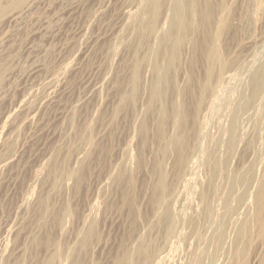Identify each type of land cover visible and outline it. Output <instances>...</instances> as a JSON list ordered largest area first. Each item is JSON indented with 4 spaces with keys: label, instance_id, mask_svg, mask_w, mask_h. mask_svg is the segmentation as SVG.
Instances as JSON below:
<instances>
[{
    "label": "rangeland",
    "instance_id": "obj_1",
    "mask_svg": "<svg viewBox=\"0 0 264 264\" xmlns=\"http://www.w3.org/2000/svg\"><path fill=\"white\" fill-rule=\"evenodd\" d=\"M146 1L34 0L21 9L22 11H15V13L12 12L3 20L1 19L0 79H2L0 84V264H47L50 256L55 253V247L51 246L47 248V245H45L43 242L49 235H53L54 240L56 239L57 242H62L66 246V251L72 252L74 251L73 249L78 248L76 252L79 253L81 248L79 246L80 242L78 238L82 239L85 229L88 227L87 224H90L91 221L94 222L95 216L96 220H99V218L102 219H100L99 222L98 220H95L94 222L97 224L100 223L97 225V227L100 225L98 230L100 229L99 233L101 238L98 242L93 243L94 245L92 244V247H90L88 256L90 259L87 258L86 260H92L93 262H86V260H83L82 263L114 264L115 260L121 255L120 248L125 245H129L130 248L135 247V244L138 243L141 234L148 230L147 228L149 226V222L146 221V227L142 223V220L141 222L139 220L138 223H140V226L137 223L139 226L138 230H141L139 232L142 233L139 234L138 232V239L135 237L137 233L134 238L129 239L130 234L128 236L127 234L130 233L131 229L129 227H131L130 225L132 224L130 220L131 215L129 216L130 210L121 201L122 190L119 191V189L116 188L117 183L115 184L114 181V184L112 183V180H114L112 178L116 176H113L114 173L118 174L122 169L126 168L128 172H132L134 170L132 173H136L137 170V168H135L137 167L135 165L137 164V158L135 156L138 155L136 153L139 152L140 142H138L139 138H137L138 136H135V134L137 135L138 132L136 130L138 129L137 123H140L142 118L144 119V107L146 108V105L148 104V96L146 95L148 93V87L146 86H151V83L149 84V82L151 77H153L151 76L153 74L149 71L152 68L151 67L149 69V66L150 63L152 65V62L149 61V65L145 63V67H148L147 69L143 66L144 71H148L144 72L145 76L143 73H141V75L143 74L142 80H145L143 83L146 82V84H143V86H146L145 88L142 86V96L140 94L141 97H139L137 102L138 105L136 104L138 106H136L137 113H141V115L138 113L140 118L138 119V114L135 113L136 111L131 112L130 108H128L126 114L125 112H123L124 114L119 113L120 115L117 113L118 117L115 116L117 120L115 119L114 115H116L115 111H117L120 102V93H123L127 90V86L125 88H123L124 86L120 87L117 81H128L131 70L128 71L130 68L127 67V63H131L132 61L130 60H134L132 58H134L133 50H135L134 44L136 45V43L134 41L136 40L132 39L134 36L132 38L130 36L135 35V31H133V33L130 31L133 28L135 30V26L131 28V26L135 24L132 22V20L130 21L132 18L130 15L135 14L136 9H138V7H140L141 4L143 5ZM220 1H223L225 4H227V7L231 6L235 9L234 14L230 17V26L232 28L230 32L231 34H229V37L227 36L224 38V41L222 40L223 43L221 42L222 46L226 49V58L231 63V67L229 71L223 75L222 83L219 82L220 85L217 86L218 88L215 94L217 97L214 96L216 100L213 97H211V99L214 100V102L212 100L209 101L210 99H208L205 105L206 109L204 108L202 111L206 112V114L202 113L200 115L202 116V119L205 118V120L199 118L201 119V123L204 121V124H201L202 130L197 136V140H195L196 146L198 145L200 148L197 146L196 151L191 154V159H193V162L191 160V162H189L191 165V168H187L189 172L186 169L183 180H180V182L177 183L175 186L177 189L174 188L172 190L171 193L173 194L170 195V197H172H168V205H170V209H172V212L175 214V217L173 216V219L170 222L172 227L174 225V228L172 229L170 227L171 225L166 226L171 231L165 227L166 229H163V231L165 230L164 232L159 228H157V230L155 228L156 232L159 231L160 235L168 234L166 236L167 238L165 237L163 240L160 239L162 242H158L160 243L158 245H161L159 247H162L160 248L161 254L159 253L161 256L159 255L158 258L162 259H156L152 264H235L240 260L238 253L239 251L237 249L240 244L236 243L235 241V238H237L236 235L238 233L237 229L240 227L243 228V226H248L250 232H255L254 219L250 218V216H252L254 213L252 215L250 213H252V210L254 209V206L252 205V197L255 195L254 192L256 193L258 191L259 185L263 181L262 178L264 179V170H262L264 168V94H261V97L259 96V98L256 100H252V98L249 97V91H252V89H250L252 83L250 84L248 78L252 72H254V70L256 71L261 68L264 69V0H217L218 3ZM172 5L174 7V4L172 3L171 6L169 5L171 10L168 7V10H170L169 12L167 9L165 10L166 13L164 12V18L170 16L169 14H171L173 9ZM221 12L226 13L224 10L217 11V13L221 14L217 15L216 13L215 20L217 22H220V19L223 17V15H226ZM166 14L168 16H166ZM217 17H219V20ZM216 21L215 23L220 25V23H217ZM132 23L133 25H131ZM216 26L214 27L218 29L219 26ZM123 30L126 33L129 30L130 36L128 34L129 32L127 33V36H124L126 33H123ZM121 33L127 38L125 40L129 41L121 39L124 38L122 37ZM154 37L157 38V36ZM119 38L121 41H119ZM156 38H151L154 44L151 43L150 40L149 45L152 48L149 45H147L149 47H145L147 48L144 49L146 55L148 54L150 56L159 50L157 49L159 47V43L156 41ZM131 39L133 40V44H131ZM192 39L194 38L191 37V40ZM191 40L188 41V44H186L187 46H185L183 50V56H186L184 57L186 60L182 56V66H185L182 68H184L186 73L180 71L187 76L188 70L186 64L187 62L189 64V60L191 58L189 57L188 59L187 57L190 56L193 51V45H191L193 42ZM156 42L157 48L155 46ZM124 43L130 45V47L127 44L126 45L128 47L125 46ZM189 44L192 46V48ZM151 49L152 51L155 49L157 50L156 52L149 51ZM204 69L205 68H203V66H199L197 74H199L200 77L204 74ZM183 73H179V76H181H178V83L179 85L181 84L180 88L182 89L187 87H185V85H187L186 83L189 84V81H186V79H189V77H184ZM120 78H123L122 80L124 81H122ZM153 80L154 79H151V82H153ZM245 83L247 85L250 84L249 87L245 85ZM122 90L124 91L122 92ZM244 92L247 93V95L249 93V95L246 96ZM262 93H264V88L262 89ZM245 97H249L250 100H247ZM146 99L147 101H145ZM175 99H178L177 102L175 100L176 103H178L180 100L182 101L180 98ZM237 100L239 102H237ZM246 108L248 111L242 110ZM105 112L107 114H105ZM235 112H238V114ZM112 113L115 114L113 115ZM241 113L243 115H241ZM134 114L137 115L135 116ZM71 117L74 118V121ZM237 117L239 119H236ZM232 119L234 120L232 121ZM150 120L149 126L152 127H150V131H153L156 126L154 124L155 119L151 120V122ZM235 121H237L238 124H236ZM76 127L77 129L79 128V131H83V129L86 127L93 128V140L100 143V145L103 147V156L100 154L102 160H97L98 162L96 160L95 162L90 161L92 164L87 162V171L81 186L74 184L75 182L72 179L69 180V178H64L62 179L63 181H61V184L57 186H60V189L58 188V193H55V190H52L53 179L49 175V168L51 164L54 163L53 161L60 162L64 156L69 154L70 149L74 145V147L79 146L78 136L80 132L75 129ZM168 130L170 135H174V129L172 130V127ZM151 134L153 133L151 132ZM151 136L152 137L150 138H153V135ZM12 139L13 141H11ZM225 139L227 141L230 139V142L228 143ZM250 139L256 142V144L253 142L255 145L253 144L254 148H251V150L247 148L249 141H251ZM231 140L234 141L235 145L232 144L233 142ZM9 141H11V143ZM151 142L149 146L151 148H149V151L151 149L153 151L157 146L154 140H151ZM247 143L248 145H246ZM8 144H12L14 146L12 147L14 148L12 149L14 154L11 153V156L8 154L6 155L7 150L5 149L6 147L7 149L9 148ZM229 144L230 146H228ZM84 145H86V148L85 146H80V151H77L74 154L70 153L71 155H68L70 158L68 162L69 170L75 168L77 169L80 165L78 164L79 161L83 162L87 152L91 150L89 145ZM137 145H139V149L137 148L138 150L134 148L137 147ZM231 146H233L235 149L231 150ZM229 149L230 152H234H232V155L235 154L233 155V158H231L232 155L230 157V170L233 173L229 172L228 175L227 170L221 165H218V170L222 171L223 169L224 173L219 171L220 174L218 175H221V173L222 175L218 176V180L216 179L214 187L212 184L208 185L207 179H209L210 171L214 168V166L217 165L214 163H218L222 159L224 160L226 153H230L228 151ZM129 150L131 151V154L136 152V150L138 151L135 154H132L135 155L134 158L132 155L129 158ZM147 150L145 151V155L148 158L145 156V160H148L150 163L147 164V161L146 167L142 170L143 172L141 171V173L139 171L140 174L139 172L136 174L138 176L141 175L138 178L139 181L142 178L144 181L142 182L141 180L140 182L142 184L138 182L137 185V196H140L139 198L137 197L139 199H137V205L139 203L138 208L140 209V212L143 213H151V206L148 202L149 195L147 194L148 191L149 193L151 192V184H154L156 181L153 174H151L152 172L150 169L152 168L150 166L153 164L151 162L153 161L155 150L152 153L154 154L153 158L150 156L151 151L149 153ZM252 150H254V152ZM58 151H61L59 155L60 159H58V157L55 158V153L57 154ZM95 154L96 152L94 155ZM239 157H241V159ZM134 159L136 163L134 162ZM168 159L169 161L165 160V164L167 163L165 165V170L168 168L166 173L170 174L166 175L168 176L167 178L171 183V178L173 175V168L171 165L173 162L170 160L171 158ZM213 160L214 163L212 162L211 164H214V166L209 163ZM7 161L8 163H6ZM170 161L172 163H170ZM120 162H126L127 164H121ZM168 163H170V166ZM192 164H194V166ZM123 165L128 167L121 168ZM131 166L134 169H132ZM247 167L249 169L250 167L253 169L252 173H254V177L251 176L250 180L248 181L251 184L248 185V183H246L248 186L244 184L246 186L244 188V185L241 183L239 178L240 174L243 173ZM146 169L150 170H148V173L144 174V170L147 171ZM110 176L113 177L111 178ZM251 179L253 180L251 181ZM151 180L152 182H150ZM230 180L231 183L235 182L234 190H231L229 187ZM257 182L259 183L257 184ZM111 184L115 187V189L113 186H111ZM108 188L113 192L110 191L109 193ZM202 191L204 192L203 198L200 196L203 193ZM243 193L246 195V198L244 197L245 200L240 206L235 200ZM108 194L110 195L108 196ZM233 195L235 197L238 195L235 200ZM229 196L231 198V202L228 201L227 205L226 201ZM47 197H50V204L52 205V208H55V210H59L64 204L70 203L76 212L75 215H73L76 217H71L72 215L63 217L64 219L67 218L69 222L71 221L69 226L67 225L68 221L66 222V220H63L62 218L64 223H67H65L66 230L63 222L62 227L60 226L62 229H59L58 226V228L56 227L55 222L53 221L55 220L54 216L53 219L52 216H48L50 220L47 218L45 222H40L38 220L39 201L42 198ZM100 202H102V204ZM105 202L106 204H104ZM103 204L105 207L107 204L109 206L107 205L108 207L104 208ZM53 205L56 206L54 207ZM98 206L101 208H97ZM124 206L125 208H123ZM101 209L102 211L104 209L106 213L104 211L102 212ZM229 209L235 210V212L231 214H234L233 217H229V215H227ZM95 210L97 212H95ZM96 213L99 215V217L96 215ZM100 213H102L104 216H102ZM71 218H73V221ZM225 218L227 221L229 218H231L228 223L226 221L228 226H226V229L224 226L226 225V223H224ZM143 222L145 223V221ZM185 222H193L197 225V227L186 225ZM250 224L251 227L249 226ZM90 225H92V223ZM175 225L178 227H175ZM189 226L191 231L193 230V235L188 233L189 235L187 234L188 236H185L188 238L186 240L184 237V235L187 233L186 230L191 232L189 230ZM155 230L153 231L154 234L152 233V236L156 237L158 236V233H156ZM182 230L185 234L182 232ZM77 234L79 235L77 236ZM254 234L255 233H253V238L256 236V234ZM34 237H37L38 240H42V245L39 242L37 243L38 246L36 244L32 245V242L30 243V241L31 239L33 240ZM259 239H262V237L257 239L256 236V239L254 238V246L252 245V249L254 248L253 250L255 251L251 249L253 253H250L251 255L249 256V264L263 263L264 235L262 241ZM256 240H259V242ZM125 242L126 244H124ZM219 243L221 245V249ZM233 243L235 245H239L236 247ZM256 244L257 246H255ZM231 247H233L234 250H232ZM241 247L242 246L238 248L240 249ZM71 248H73L72 251ZM235 253L237 256H235ZM64 262L61 259L57 263L67 264L69 261L64 260Z\"/></svg>",
    "mask_w": 264,
    "mask_h": 264
},
{
    "label": "bare ground",
    "instance_id": "obj_2",
    "mask_svg": "<svg viewBox=\"0 0 264 264\" xmlns=\"http://www.w3.org/2000/svg\"><path fill=\"white\" fill-rule=\"evenodd\" d=\"M31 1H34V0H0V21L1 19L3 20L6 16H8L10 13L14 12L15 11H22L21 9H23L27 4H29ZM127 1V0H126ZM130 1V0H129ZM146 1V0H145ZM143 2V1H141ZM130 3V2H129ZM139 3V2H138ZM171 3L174 4V7L172 9V12L171 14H169L170 16H168L166 14V18H164V15H165V10L167 9L168 10V7L169 5L171 6ZM140 6V5H139ZM170 9V7H169ZM171 10V9H170ZM168 10V12L170 11ZM219 10H224L226 11L225 12H221V13H224L226 15H223V17L220 19V22H217L215 19V16H216V13L217 11ZM234 8L231 7V6H228L227 7V4H225L223 1H220L219 3L217 2V0H147L143 5L141 4L140 7H138V9H136V13L135 14H132L130 15L132 18L130 19V21L132 20V22H134L135 25H133V23L131 25V28L135 26V30L134 28L130 31L133 33V31H135V35H132L130 36V32L129 29L128 30V34L129 36L132 38L133 40H136L134 41L136 43V45L134 44L135 46V50H133V54H134V60H130L132 61L131 63H127V67L130 68L128 71L131 70V73L129 74V79L128 81H124V82H121V81H117L119 83V86L122 87L124 86L123 88H127L126 91L122 90L123 93H120L121 96L119 97L120 98V102H119V105H118V108H117V111H115L116 115H114V117H118L117 115L119 113H123L125 112L126 114V111H128V108H130V111L131 112H134L136 111L135 113H137V110L136 108L138 107L137 105V102L139 100V97L142 96V86L143 84H146L143 83V81L145 80H142V75L144 74L145 76V73L144 72H148L147 70L144 71V67L146 66L145 63L147 65H149V61L152 62V65L150 63V66H149V69L151 68V70H149L150 72H152L153 77H151V79H154L153 82H151V79H150V82L149 84L151 83V86H146L144 85L143 87L145 88L148 87L147 91L148 93L146 94L148 96V104L146 105L147 107L145 108L144 107V119L142 118L140 120V123H137L138 126L136 129L138 132H137V135L135 134V136H138L137 138H139V141L140 142V149L138 148L139 145H137V147H134V148H138L139 149V152L136 150V152L132 153V154H138L137 156L135 155H132L131 154V151L129 152L130 153V156L129 158L132 157L134 158V156L137 158V164H135L137 167V170H136V173H132L131 171L128 172V170H126L128 166H121V168H126V169H122L118 174L114 173L113 176H115L114 178H111L114 179L112 180V183L114 181V183L116 184L117 183V186L116 188L121 191V194H122V203L127 206L129 208V216L131 215V227H129L131 230H130V233L127 234V236L130 234L129 236V239L130 238H134L135 236L137 238L138 235V232L141 231V230H138L139 229V224L138 221L142 220V223L146 226V221H148L149 223V226H148V230L145 232V233H142V232H139L142 233L141 234V237L138 241L137 244H135L133 248H130L129 245H125V246H122L120 248V252H121V255H117L119 256L114 264H152L153 261H155L156 259L158 260L159 258V255L161 254L160 252V248L162 247H159L161 245H158L160 243L158 242H162L161 240H163L167 234L165 235H160L159 234V231L156 232L157 228H159L160 230L163 231V229H166L168 227L166 226H169L171 225L170 227L173 229L174 228V225L172 227V224L170 223L173 219V216L175 215L173 212H172V209H170V205L169 204V200H168V197H170V195H172L173 193L172 190L174 188H176L175 186L177 185V183L180 182V180H183V177H184V173L186 172V169L188 167L191 168V165L189 164V162H193V159H191L192 157V153L194 151H196V141L197 140V136L200 134L201 132V124L204 122L202 121V123L200 122V120L202 119V116H200L202 113L206 114V112H202L203 109L207 103V100L210 99L209 101H211V97L215 98L214 96H216V90H217V86L220 85L219 82L222 83V79H223V75L226 74V72L229 71L230 67H231V63L227 60L226 58V49L225 47L222 46L221 42L223 43L224 41V38H226L227 36L229 37V34H231V26H230V17L234 14ZM165 12V13H164ZM21 13V12H20ZM217 15H221L220 13H217ZM129 16V15H128ZM12 17V16H11ZM126 17V16H125ZM221 17V16H220ZM219 17H217L218 19ZM127 20V19H126ZM217 23H220V25H217L215 23V21ZM219 20V19H218ZM129 21V22H130ZM128 22V21H127ZM217 25H215V24ZM214 24V25H213ZM129 26V24H128ZM127 26V27H128ZM214 26L218 27V29H216ZM214 28V29H213ZM216 29V30H215ZM126 30V28H125ZM124 31V30H123ZM123 33H126L125 31ZM126 33V35L122 34V37L124 36H127L128 34ZM131 33V34H132ZM124 35V36H123ZM154 36H157L154 37ZM129 37V38H130ZM153 37L156 38L157 42L159 43V47L157 48V42L155 44L156 48L159 49H155L154 51L157 52L156 53H153L152 55H146L145 53V50L144 49H147L145 48L147 45L150 44V40L151 38ZM191 37L194 38L191 40ZM231 37V36H230ZM118 38V37H117ZM121 38V36H120ZM119 38V41H121ZM121 39H127L126 37L124 38H121ZM130 40L133 44V40ZM192 41L193 43L191 45H193V48L192 46L190 45V47L192 48V53L190 56H188L187 58L189 60V64L187 62V70L185 68V70L187 71L188 73V76L186 74H184L183 72L184 71V68L182 67H185V66H182L183 65V62H182V59L186 56H183V50L185 48V46H187L186 44H188V41ZM223 40V41H222ZM125 41H129V40H125ZM124 41V42H125ZM155 41V40H154ZM114 43V42H113ZM122 43V42H121ZM151 43H153V41L151 40ZM120 44V43H119ZM125 44V43H124ZM123 44V45H124ZM127 44V43H126ZM125 44V46H127ZM154 44V43H153ZM105 45V44H104ZM112 45V44H111ZM110 45V47H111ZM152 45V44H151ZM116 46V45H115ZM130 47V45H128ZM127 46V47H128ZM150 46V45H149ZM147 46V47H149ZM154 46V45H152ZM119 47V46H118ZM124 47V46H123ZM126 47V48H127ZM151 47V46H150ZM99 48V47H98ZM116 48V47H115ZM132 48V47H131ZM152 48V47H151ZM154 48V47H153ZM190 48V49H191ZM113 49V48H111ZM120 49V48H119ZM150 49V48H148ZM189 49V48H188ZM99 50V49H98ZM122 51V50H121ZM124 51V50H123ZM149 51H152L149 50ZM152 51V52H154ZM102 52V51H101ZM113 52V51H112ZM148 53V52H147ZM185 53V51H184ZM104 54V53H103ZM120 54V53H119ZM183 56V58H182ZM185 59V58H184ZM186 60V59H185ZM124 61V60H123ZM184 61V60H183ZM128 62V61H127ZM148 62V63H147ZM163 64H162V63ZM264 62V61H263ZM186 63V61H185ZM103 64V63H102ZM126 64V63H125ZM108 66V65H107ZM125 66V65H124ZM144 66V67H143ZM199 66H203L204 69V74L201 75V77L199 76V74H197V71L199 69ZM141 67H142V71H141ZM106 68V67H105ZM109 68V67H108ZM126 68V66H125ZM127 68V69H128ZM146 69L148 67H145ZM183 69V70H182ZM201 70V69H200ZM127 71V72H128ZM180 71H183V72H180ZM246 71V70H245ZM201 72V71H200ZM252 72V71H251ZM141 73H143L141 75ZM179 73L180 74H184V77L187 76L189 77V79L187 78L186 81L188 80L189 81V84L186 83L187 85H185L186 88L182 89L180 88L181 84L179 85L178 83V80H179ZM186 73V72H185ZM203 73V72H202ZM147 74V73H146ZM150 74V73H149ZM148 75V74H147ZM250 75V74H249ZM120 76V75H119ZM128 76V75H127ZM179 76V77H178ZM198 76V77H197ZM122 77V76H120ZM124 77V76H123ZM145 78V77H144ZM149 78V77H148ZM2 79V78H1ZM1 79H0V84H1ZM115 79V78H114ZM185 79V78H184ZM126 80V79H125ZM147 80V78H146ZM248 80L250 81V84H251V87L250 89H252V91H249L250 93V96L252 98V100H256L257 98H259V96L261 94H264L262 93V89L264 88V69L261 68V69H258V70H254V72H252V74L250 75V77L248 78ZM148 81V80H147ZM180 82V81H179ZM148 83V82H147ZM181 83V82H180ZM250 84H246L248 87ZM117 85V83H116ZM148 85V84H147ZM118 86V87H119ZM183 86V84H182ZM117 87V88H118ZM119 87V89H120ZM117 90V89H116ZM145 90V89H143ZM119 91V90H118ZM146 91V90H145ZM248 92V91H247ZM117 93V92H116ZM241 93V92H240ZM245 93V92H244ZM248 93V95H249ZM141 94V96H140ZM218 94V93H217ZM246 96L247 93H245ZM244 94V96H245ZM118 95V94H117ZM119 96V95H118ZM241 96V95H240ZM243 96V95H242ZM143 97H144V94H143ZM217 97V96H216ZM249 97H245L247 100L249 99ZM261 97V96H260ZM118 98V97H117ZM147 98V97H146ZM175 98H180L182 99V101H178V99H175ZM220 98V97H219ZM244 98V100H245ZM238 99V98H236ZM243 99V97H242ZM142 100V98H141ZM140 100V102H141ZM176 100V102H175ZM216 100V98H215ZM250 100V99H249ZM147 101V99L145 100ZM214 102V100H212ZM242 101V100H241ZM180 102V103H179ZM237 102H239L237 100ZM145 103V102H144ZM211 103V102H209ZM248 103V102H246ZM137 104V105H136ZM140 104V103H139ZM212 104V103H211ZM231 104V103H230ZM243 104V103H241ZM250 104V103H249ZM229 105V104H228ZM248 105V104H247ZM137 106V107H136ZM212 106V105H211ZM214 106V105H213ZM244 106V105H243ZM242 106V107H243ZM249 106V105H248ZM235 108V107H234ZM233 108V109H234ZM244 108V107H243ZM248 108V107H247ZM246 109H242L243 111H246ZM250 108V107H249ZM229 109V108H228ZM231 109V108H230ZM232 109V110H233ZM116 110V109H115ZM100 111V110H99ZM129 111V112H130ZM213 111V110H212ZM237 111V110H236ZM248 111V110H247ZM103 112V111H102ZM118 113V114H117ZM139 113V112H138ZM137 113V114H138ZM143 113V111H142ZM208 113V112H207ZM212 113V112H211ZM210 113V114H211ZM238 114V112H235ZM103 114V113H102ZM105 114H107L105 112ZM124 114V113H123ZM136 114V115H137ZM141 115V113H139ZM137 115L138 116V119L140 118L139 116L140 115ZM240 114V113H239ZM112 115V116H113ZM120 115V114H119ZM135 115V114H134ZM135 115V116H136ZM235 115V114H234ZM232 115V116H234ZM241 115H243L241 113ZM74 116V115H73ZM122 116V115H121ZM143 116V115H142ZM205 116V115H204ZM208 116V115H207ZM212 116V115H211ZM115 117V119H116ZM213 117V116H212ZM224 117V116H223ZM72 118V117H71ZM105 118H106V115H105ZM126 118V117H124ZM201 118V119H199ZM73 121H74V118H72ZM110 119H113V118H110ZM123 119V118H122ZM154 120V125L155 126V129H153V131L150 129L152 128L151 126H149V120ZM209 119V118H208ZM207 119V120H208ZM235 119V118H234ZM232 119V121L234 120ZM236 119H239L238 117ZM34 120V119H33ZM70 120V119H69ZM117 120V119H116ZM114 120V121H116ZM150 120V122H151ZM202 120H205L202 119ZM124 121V119H123ZM239 121V120H238ZM119 122V121H118ZM129 122V121H128ZM102 123V122H101ZM112 123V122H111ZM116 123V122H114ZM121 123V122H119ZM236 124L237 121H235ZM233 123V124H235ZM22 124V123H21ZM204 124V123H203ZM231 124V123H230ZM111 125V124H110ZM135 125V123H134ZM232 125V124H231ZM153 126V128H154ZM207 126V125H206ZM239 126V125H238ZM91 127V126H90ZM90 127H86L85 129H83V131H79L77 129V127L75 129H77L80 133H79V136H78V141H79V146L78 147H72L70 149V152L69 154H74L75 152L77 151H80L79 148L80 146H85L86 148V145L84 144H87L90 146L91 150L89 152H87L86 154V157L83 159L84 161H79L78 164L79 167L76 169H71L69 170V165H68V162L70 160L69 158V154H67L66 156H64L62 158V160H60V162H57V161H53L54 163L51 164L50 168H49V175L50 177H52L53 179V186H52V190H55V193L57 192L58 193V188L60 187H57L59 184H61V181H63L62 179H67L69 178L72 179L76 184L77 186H81V184L83 183L84 181V178H85V175H86V165H87V162L89 163L90 161H94L95 160H99L101 161L102 157V151H103V147L102 145H100V143L98 142H95L93 139V128H90ZM151 127V128H150ZM172 127V130L174 129V135H170L169 134V128L171 129ZM232 127V126H231ZM74 128V127H73ZM116 128V127H115ZM120 128V127H119ZM203 128V127H202ZM224 128V127H223ZM237 128V127H236ZM24 130V129H23ZM21 130V131H23ZM76 130V131H77ZM135 130V132H136ZM170 130V131H172ZM207 130V129H206ZM205 130V132H206ZM176 131V133H175ZM151 132L153 134H151ZM113 133V132H112ZM119 133V132H118ZM124 133V132H123ZM131 133V132H130ZM229 133V132H228ZM77 134V133H76ZM120 134V133H119ZM202 134V133H201ZM231 134V133H230ZM93 135V136H92ZM115 135V134H114ZM134 135V134H133ZM151 135H153V138H150L152 137ZM10 136V135H9ZM18 136V135H17ZM113 136V135H112ZM111 136V137H112ZM203 136V135H202ZM14 137V136H13ZM114 137V136H113ZM232 137V136H231ZM16 138V137H15ZM216 138V137H215ZM227 138V137H226ZM104 139V138H102ZM136 139V138H135ZM134 139V140H135ZM231 139V138H230ZM230 139L229 141H226L229 143L230 142ZM233 139V138H232ZM96 140V139H95ZM113 140V139H112ZM137 140V139H136ZM151 140H154V142H156L155 144H157V146L155 147V155L152 154L153 151L152 149L150 150L151 151V158H153V155H154V158H153V161L151 163L152 168L151 169V174H153V176L155 177L156 181L154 182V184H151L152 186V189H151V192L149 193L148 191V194L149 195V198H148V202L151 206V213H143V212H140V209L138 208L139 206V203L137 205V201L139 200L138 198L140 196H137V185H138V182L141 183L140 181L142 180L143 181V178L139 181V176L141 175H136L138 174V172L142 171L145 167H146V162L148 160H145V151H149V147L150 146V142ZM205 140V139H204ZM217 140V139H216ZM251 140V139H250ZM13 141V139L11 140ZM11 141H9L11 143ZM232 144H234V141L231 140ZM256 141V140H255ZM8 142V143H9ZM153 142V141H152ZM151 142V143H152ZM224 142V141H223ZM254 140H251L249 141V145L248 143L246 145L248 149L251 150V148L253 149L254 145L256 144V142H254ZM13 143V142H12ZM21 143V142H20ZM199 143V142H198ZM218 143V141H217ZM227 143V144H228ZM103 144V143H102ZM111 144V143H110ZM221 144V143H220ZM254 144V145H253ZM9 145V144H8ZM12 145V144H11ZM9 145L8 149L6 147L5 150L6 151V155H10L11 156V153L14 154L12 151V147H14L13 145L11 146ZM128 145V144H127ZM235 145V144H234ZM11 146V147H10ZM77 146V145H76ZM153 146V145H152ZM155 146V145H154ZM223 146V145H222ZM230 146V144L228 145ZM200 148V146H198ZM202 147V146H201ZM231 150L232 149H235L233 146H231ZM88 148V149H90ZM128 148V147H127ZM133 148V149H134ZM153 148V147H152ZM198 148V149H199ZM204 148V147H203ZM230 148V147H228ZM237 148V147H236ZM246 148V146H245ZM244 148V150H245ZM106 149V147H105ZM111 149V148H110ZM113 149V148H112ZM126 149V148H125ZM132 149V150H133ZM219 149V148H218ZM221 149V148H220ZM247 149V150H248ZM86 150V149H85ZM249 150V151H250ZM82 151V150H81ZM105 151V150H104ZM128 151V150H126ZM149 151V153H150ZM230 152V149L228 150ZM235 151V150H234ZM243 151V150H242ZM254 152V150H252ZM251 151V152H252ZM60 152L61 151H58L57 154L55 153L56 157L59 158V155H60ZM96 152V154L94 155V153ZM125 152V151H124ZM133 152V151H132ZM205 152V151H204ZM217 152V151H216ZM219 152V151H218ZM221 152V151H220ZM232 152L231 151L229 154L226 153V157H224V160L222 159L221 161H219L218 163H214V160L213 161H208L210 164L213 162L216 166H214V164L211 167L213 169H211L210 171V176H209V179L207 184H212V186L214 187L215 185V181L216 179L218 178V176H221V175H218L220 174L219 171L221 170H218V165H221L224 169L227 170V173L229 175V172L230 173H233L231 170H230V164H231V161L230 159L233 158V154L232 155ZM236 152V151H235ZM109 153V152H108ZM114 153V152H113ZM224 153V152H223ZM234 153V152H233ZM242 153V152H241ZM247 153V151H246ZM4 154V153H3ZM16 154V153H15ZM70 154V155H71ZM84 154V153H83ZM101 154V155H100ZM148 154V153H147ZM5 155V156H6ZM77 155V154H76ZM82 155V154H81ZM111 155V154H110ZM109 155V156H110ZM232 155V157H231ZM4 156V155H3ZM17 156V155H16ZM78 156V155H77ZM85 156V155H84ZM103 156V155H102ZM219 156V155H218ZM1 157V156H0ZM147 157V156H146ZM201 157V156H200ZM214 157V156H213ZM231 157V158H230ZM244 157V156H243ZM54 158V159H55ZM127 158V157H125ZM128 158V160H129ZM132 158V159H133ZM148 158V157H147ZM168 158H171L170 160L173 162V166L171 165V167L173 168V175H172V181L171 183L169 182L168 180V176L169 174L166 173L167 169L165 170V162L166 161H169ZM215 158V157H214ZM238 158V157H237ZM241 159V157H239ZM245 158V157H244ZM2 159V158H1ZM7 159V158H6ZM168 159V160H167ZM124 160V159H123ZM166 160V161H165ZM191 160V161H190ZM198 160V159H197ZM212 160V159H211ZM216 160V159H215ZM2 161V160H1ZM151 161V159H150ZM170 161V163H172ZM218 161V160H217ZM216 161V162H217ZM243 161V160H242ZM10 162V161H9ZM81 162V163H80ZM98 162V161H97ZM108 162V161H107ZM134 162H135V159H134ZM8 163V161L6 162ZM92 164V162H90ZM121 163V162H120ZM136 163V162H135ZM150 163L149 161L147 162V164ZM168 163V165L170 164ZM196 163V162H195ZM202 163V162H201ZM258 163V162H257ZM10 164V163H9ZM118 164V163H117ZM121 164H127L126 162H122ZM129 164V162H128ZM190 166H189V165ZM197 164V163H196ZM242 164V162H241ZM256 164V163H255ZM259 164V163H258ZM261 164V163H260ZM130 165V164H129ZM134 165V166H135ZM194 166V164H192ZM251 165V164H250ZM249 165V166H250ZM253 165V164H252ZM257 165V164H256ZM97 166V164H96ZM170 166V165H169ZM168 166V167H169ZM220 166V167H221ZM248 166V165H247ZM254 166V165H253ZM9 167V166H8ZM119 167V166H118ZM132 167V166H131ZM149 167V166H148ZM252 167V166H251ZM250 169L246 168L243 173H238L240 174V180H241V183L244 185L246 183H248V185H250L251 183H249L248 181L250 180L251 176H253L254 173H252V170L253 169ZM262 167V166H261ZM260 167V168H261ZM4 168V167H3ZM93 168V167H92ZM104 168V167H103ZM120 168V167H119ZM243 168V167H242ZM263 168V167H262ZM131 169V168H130ZM129 169V170H130ZM132 169H134L132 167ZM148 169V170H150ZM170 169V167H169ZM232 169V168H231ZM255 169V168H254ZM147 170V169H146ZM148 170L145 171L144 170V174L145 173H148ZM172 170V169H171ZM236 170V169H235ZM239 170V169H238ZM243 170V169H242ZM241 170V171H242ZM264 170V168L262 169ZM4 171V170H3ZM115 171V170H114ZM188 171V169H187ZM92 172V171H90ZM112 172V171H111ZM118 172V171H117ZM139 172V174H140ZM143 172V171H142ZM141 172V173H142ZM169 172V170H168ZM189 172V171H188ZM223 172V169L222 171ZM237 172V171H235ZM95 173V172H94ZM102 173V172H101ZM149 173V174H150ZM224 173V172H223ZM226 173V172H225ZM143 174V175H144ZM150 174V175H151ZM167 174V175H166ZM187 174V173H186ZM237 174V173H236ZM262 174V173H261ZM225 176V175H224ZM237 176V175H236ZM144 177V176H143ZM148 177V176H147ZM238 177V176H237ZM264 177V175H263ZM149 178V177H148ZM152 178V177H151ZM170 178V177H169ZM187 178V176H186ZM223 178V177H222ZM221 178V179H222ZM232 178V177H231ZM230 178V179H231ZM92 179V178H91ZM110 179V178H109ZM153 179V178H152ZM170 179V180H171ZM220 179V178H219ZM238 179V180H239ZM110 180V181H111ZM218 180V179H217ZM225 180V179H224ZM227 180V179H226ZM253 179H251L252 181ZM256 180V179H255ZM261 180V179H260ZM263 180V181H262ZM262 183H260L259 185V189L258 191L255 193L254 192V196L252 197L253 198V204L251 202V204L254 206V209L252 210V213H250L252 216H250V218L254 219L253 221L255 222L254 225H255V233L256 236H257V239L262 237L263 239V235H264V179L262 178ZM98 181V180H97ZM185 181V180H184ZM259 181V180H258ZM152 182V180L150 181ZM149 182V183H150ZM221 182V181H220ZM223 182V181H222ZM225 182V181H224ZM110 183V182H109ZM113 183V184H114ZM231 180L229 182V187L231 190H234L235 188V182L234 183H231ZM259 182H257L258 184ZM142 184V183H141ZM224 184V183H223ZM222 184V185H223ZM253 184V183H252ZM71 185V184H70ZM87 185V184H86ZM109 185V184H108ZM221 185V186H222ZM237 185V183H236ZM239 185V183H238ZM247 185V184H246ZM247 185V186H248ZM111 186H113L111 184ZM110 186V187H111ZM120 186V188H119ZM150 186V185H149ZM240 186V185H239ZM238 186V187H239ZM243 187V186H242ZM246 186L244 185V188ZM112 188V187H111ZM113 188L115 189V187L113 186ZM60 189V188H59ZM109 189V188H108ZM150 189V188H149ZM148 189V190H149ZM177 189V188H176ZM220 189V187H219ZM226 189V187H225ZM51 190V191H52ZM144 190V189H143ZM109 193L111 191V189L108 190ZM107 191V192H108ZM141 191V190H140ZM242 191V190H240ZM246 191V189H245ZM75 192V191H74ZM113 192V191H111ZM117 192V191H116ZM203 192V191H202ZM201 192V193H202ZM215 192V191H214ZM213 192V194H214ZM219 192V191H218ZM104 194V193H103ZM231 194V192H230ZM240 194V193H239ZM58 195V194H57ZM107 195V194H106ZM110 194H108L109 196ZM139 195V194H138ZM142 195V193H141ZM200 195V194H199ZM251 195V194H250ZM84 196V195H83ZM201 198H203L204 196V192L200 195ZM234 196V195H233ZM238 196V195H237ZM236 196V197H237ZM138 197V198H137ZM142 197V196H141ZM172 197V196H171ZM170 197V198H171ZM235 196L233 197L234 200L236 198ZM246 198V195L243 193L241 196L239 195V197L236 198V203L238 202L239 205L241 206V204H243V201L245 200ZM174 198V196H173ZM219 198V197H217ZM216 198V199H217ZM230 196L228 197L227 201H226V204L228 205V201L231 200ZM232 198V199H233ZM37 199V198H36ZM138 199V200H137ZM141 199V198H140ZM145 199V198H144ZM143 199V200H144ZM224 199V197H223ZM107 200V199H105ZM104 200V201H105ZM220 201V200H219ZM50 197H47V198H42L40 201H39V212H38V220L40 222H45L49 217L48 216H52V219H53V216H54V219L53 220L55 222V225L56 227L58 226L59 229L62 227L64 221L63 220H66V222L68 221L67 218L64 219L63 217H67V215H72L71 217H76V216H73L75 215V211L73 209V207L71 206L70 203H66L63 205V207L59 210H55V208H52V205L50 204ZM115 202V201H114ZM231 202V201H230ZM102 204V202H100ZM108 203V202H107ZM119 203V202H118ZM147 203V202H146ZM234 203V202H233ZM106 204V202L104 203ZM103 204V206H104ZM224 204V203H223ZM230 204V203H229ZM232 204V203H231ZM108 205V204H107ZM106 205V207H108ZM112 205H113V202H112ZM122 205V204H121ZM234 205V204H233ZM238 205V204H237ZM236 205V206H237ZM54 206V205H53ZM56 206V205H55ZM54 206V207H55ZM125 206L123 208H125ZM141 206V205H140ZM144 206V205H143ZM235 206V207H236ZM247 206V205H246ZM60 207V206H59ZM100 206H98L97 208H99ZM104 206V208H106ZM121 207V206H120ZM228 207V206H227ZM234 207V206H233ZM58 208V207H57ZM56 208V209H57ZM101 208V207H100ZM103 208V207H102ZM113 208V207H112ZM142 208V207H141ZM149 208V207H148ZM158 208V209H157ZM230 208V207H229ZM238 208V207H237ZM240 208V207H239ZM38 209V208H37ZM76 209V208H75ZM94 209V208H93ZM157 209V210H156ZM228 209V208H227ZM251 209V208H250ZM100 210V209H99ZM147 210V209H146ZM174 210V209H173ZM34 211V209H33ZM102 211V209H101ZM104 211V209H103ZM102 211V212H103ZM111 211V210H110ZM254 211V212H253ZM36 212V214H37ZM95 212H97L95 210ZM100 212V211H99ZM106 213V211H104ZM117 212V211H116ZM175 212V211H174ZM235 210L234 209H229V211L227 212V215L232 216L231 215L232 213H234ZM237 212V211H236ZM35 214V215H36ZM78 214V213H77ZM102 215V213H100ZM249 214V213H248ZM96 215L99 217V215L96 213ZM226 215V216H227ZM236 215V213H235ZM93 216V215H92ZM91 216V217H92ZM104 216V215H102ZM85 217V216H84ZM101 217V216H100ZM175 217V216H174ZM196 217V216H195ZM63 218V220H62ZM177 218V217H176ZM239 218V217H238ZM69 219V217H68ZM75 219V218H74ZM101 218H99L98 222L100 221ZM175 219V218H174ZM189 219V218H188ZM233 219V218H232ZM32 220V219H31ZM70 220V219H69ZM71 220L73 221V218H71ZM96 220V216L94 218V222ZM96 220V221H97ZM102 220V219H101ZM191 220V218H190ZM194 220V219H193ZM229 220H231V218H229ZM228 220V221H229ZM235 220V218H234ZM25 221V220H24ZM29 221V220H28ZM75 221V220H74ZM90 221V220H89ZM88 221V222H89ZM108 221V220H107ZM127 221V220H126ZM145 221V223L143 222ZM174 221V220H173ZM177 221V219H176ZM174 221V222H176ZM188 221V220H187ZM227 219L225 218V222L226 223ZM227 221V223H228ZM252 221V220H251ZM63 222V223H62ZM65 222V223H66ZM71 222V221H70ZM69 221L66 223L68 226H69ZM91 221L92 225L90 224H87L88 227H86L85 229V233H84V230H83V236H82V239L78 238L80 244V252L77 253V249H73L71 248V251L72 249L74 251L70 252V251H66V246L60 242H57V240L55 239L54 240V237L53 235L52 236H48L47 239H45L44 244L47 245L46 247L49 248V247H55V253H53V255L50 256V259L48 260L47 264H58L57 262L59 260H64L66 261H69L67 264H81L83 262V260H86L89 256V250H90V247H92L95 243V242H98L99 239L101 238L100 236V233H99V226L97 227L98 224L100 223H94ZM195 222V221H194ZM237 222V221H236ZM240 222V220H239ZM38 223V222H37ZM64 223V226H65V230H66V225ZM130 223V222H129ZM138 223V225H137ZM173 223V222H172ZM184 223V222H183ZM186 223V222H185ZM227 223L225 226V229H226V226H227ZM47 224V222H46ZM53 224V223H52ZM174 224V223H173ZM178 224V223H177ZM181 224V223H180ZM240 224V223H239ZM248 224V223H247ZM27 225V224H26ZM37 225V224H36ZM35 225V226H36ZM48 225V224H47ZM90 225V227H89ZM129 225V224H128ZM142 225V224H141ZM186 225H191L192 227H197L196 224H194L193 222H188L186 223ZM241 225V224H240ZM31 226V225H30ZM54 226V225H53ZM61 226V227H60ZM68 226H67V229H68ZM85 226V225H84ZM177 225H175L176 227ZM223 226V227H224ZM243 226V225H242ZM251 227V224L249 225ZM28 227V226H27ZM46 227V226H45ZM57 227V228H58ZM147 227V226H146ZM166 227V228H165ZM178 227V226H177ZM228 227V226H227ZM56 228V229H57ZM85 228V227H84ZM88 228V229H87ZM145 228V227H144ZM143 228V229H144ZM156 228V230H155ZM181 228V227H180ZM187 228V226H186ZM190 228V226H189ZM238 228V227H237ZM241 228V227H240ZM237 229L238 230V233H237V238H235V241L236 243H239L240 246H242L240 249L238 247L237 244L234 245L237 247L238 249V253H239V260L237 263L235 264H249V256L251 255L250 253H253L251 251L252 249V245H253V241H254V238L256 239V236H254L253 238V233L250 232L249 230V227H244L241 228V229ZM252 228H253V225H252ZM251 228V229H252ZM62 229V228H61ZM81 229V228H80ZM141 229V227H140ZM142 229V230H143ZM169 229V228H168ZM194 229V228H193ZM235 229V227H234ZM64 230V231H65ZM71 230V229H70ZM69 230V231H70ZM146 230V229H145ZM144 230V231H145ZM155 230L156 233H158V236H152V233L153 231ZM170 230V229H169ZM185 230V229H184ZM191 231V228L189 229ZM197 230V229H196ZM253 230V229H252ZM73 231V230H72ZM165 231V230H164ZM163 231V232H164ZM171 231V230H170ZM195 231V229H194ZM60 232V231H59ZM68 232V231H67ZM66 232V233H67ZM81 232V231H80ZM129 232V230H128ZM162 232V233H163ZM183 232V230H182ZM186 235L185 236H188L190 233L191 235L193 230L191 232H188L186 230ZM72 233V232H71ZM161 233V232H160ZM181 233V232H180ZM184 233V232H183ZM196 233V232H195ZM198 233V232H197ZM61 234V233H60ZM104 234V233H103ZM154 234V233H153ZM185 234V233H184ZM188 234V235H187ZM232 234V233H231ZM235 234V233H234ZM254 234V235H255ZM79 234H77L78 236ZM190 235V237H191ZM195 235V234H194ZM199 235V234H198ZM196 235V236H198ZM183 236V234H182ZM181 236V237H182ZM76 237V236H75ZM81 237V236H80ZM125 237V236H124ZM189 237V238H190ZM201 237V236H200ZM235 237V235H234ZM104 238V237H103ZM128 238V237H127ZM139 238V237H138ZM137 238V239H138ZM167 238V237H166ZM219 238V237H218ZM226 238V237H225ZM107 239V238H106ZM161 239V240H160ZM183 239V238H182ZM185 239L187 240L188 238L185 237ZM193 239V238H192ZM201 239V238H200ZM217 239V238H216ZM227 239V238H226ZM229 239V238H228ZM232 239V238H231ZM262 239H259L262 241ZM69 240V239H68ZM160 240V241H159ZM185 240V242H186ZM196 240V239H195ZM220 240V238H219ZM234 240V239H233ZM259 240H256L259 242ZM42 240H38L37 237H34V239L30 241V243L32 245H37V243H41ZM123 241V240H122ZM133 241V240H132ZM218 241V240H217ZM227 241V240H226ZM229 241V240H228ZM232 241V240H231ZM42 242V243H43ZM77 242V241H76ZM135 242V241H134ZM41 243V245H42ZM102 243V242H101ZM128 243V242H127ZM130 243V242H129ZM223 243V242H222ZM77 244V243H76ZM93 244V245H92ZM126 244V242L124 243ZM131 244V243H130ZM162 244V243H161ZM186 244V243H185ZM184 244V245H185ZM44 245V246H45ZM104 245V244H103ZM218 245V244H217ZM216 245V246H217ZM28 246V245H27ZM38 246V245H37ZM74 246V245H73ZM120 246V245H119ZM219 246H220V249H221V245L219 243ZM217 246V247H219ZM223 246V245H222ZM254 246V245H253ZM257 246V244L255 245ZM70 247V246H69ZM132 247V246H131ZM159 247V249H158ZM182 247V246H181ZM185 247V246H184ZM215 247V246H214ZM234 247V246H233ZM232 248V250H234V248ZM76 248V247H75ZM29 249V248H28ZM68 249V248H67ZM216 249V248H215ZM219 249V248H218ZM219 249V250H220ZM254 249V248H253ZM252 249V250H253ZM30 250V249H29ZM70 250V249H69ZM217 250V249H216ZM223 250V248H222ZM221 250V251H222ZM225 250V249H224ZM34 251V250H33ZM184 251V250H183ZM228 251V250H227ZM255 251V250H253ZM116 252V251H115ZM119 252V251H118ZM180 252V251H179ZM182 252V251H181ZM160 253V254H159ZM222 253V252H221ZM233 253V252H232ZM104 254V253H103ZM108 254V253H106ZM116 254V253H115ZM119 254V253H118ZM178 254V253H177ZM225 254V253H224ZM234 254V253H233ZM232 254V255H233ZM236 254V253H235ZM261 254V253H260ZM92 255V254H91ZM95 255V253H94ZM23 256V255H22ZM161 256V255H160ZM237 256V254L235 255ZM264 256V255H263ZM262 256V258H263ZM91 257V256H90ZM179 257V255H178ZM84 258V259H83ZM177 258V257H176ZM237 258V257H235ZM90 259V258H88ZM162 259V258H161ZM159 259V260H161ZM234 259V258H233ZM251 259V258H250ZM17 260V259H16ZM25 260V259H24ZM28 260V259H26ZM114 260V259H113ZM87 261H92V260H86ZM98 261V260H97ZM62 262V261H61ZM93 262V261H92ZM99 262V261H98ZM230 262V261H228ZM232 262V261H231ZM235 262V261H234ZM252 262V261H251ZM15 263V262H14ZM65 263V262H64ZM25 264V263H24ZM46 264V263H45ZM83 264V263H82ZM231 264V263H230ZM264 264V259H263V263Z\"/></svg>",
    "mask_w": 264,
    "mask_h": 264
}]
</instances>
